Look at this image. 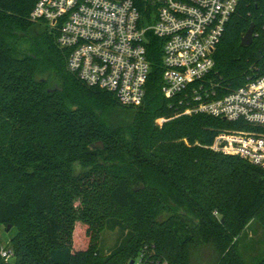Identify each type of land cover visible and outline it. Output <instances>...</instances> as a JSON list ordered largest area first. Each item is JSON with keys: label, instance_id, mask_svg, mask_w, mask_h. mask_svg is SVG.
<instances>
[{"label": "trees", "instance_id": "trees-1", "mask_svg": "<svg viewBox=\"0 0 264 264\" xmlns=\"http://www.w3.org/2000/svg\"><path fill=\"white\" fill-rule=\"evenodd\" d=\"M37 1L0 0V225L18 229L15 264H129L145 245L170 264H248L238 242L253 220L264 227V168L209 148L237 123L164 96L163 41L151 31L140 105L86 85L57 30L30 19ZM139 7L143 25L155 8ZM217 46L204 78L217 96L264 75V0H241ZM72 195L87 205L85 241L73 239ZM116 228L105 254L100 233Z\"/></svg>", "mask_w": 264, "mask_h": 264}, {"label": "built area", "instance_id": "built-area-1", "mask_svg": "<svg viewBox=\"0 0 264 264\" xmlns=\"http://www.w3.org/2000/svg\"><path fill=\"white\" fill-rule=\"evenodd\" d=\"M155 7L153 23L141 24L140 2ZM241 0H38L30 19L57 30V42L70 52L67 68L88 86L112 92L138 106L150 72L148 31L162 39L161 90L179 98L187 114H207L236 122L222 130L210 149L239 156L264 168V75L217 96L204 78L214 68V51ZM8 259L12 249L2 251ZM133 264H170L145 245Z\"/></svg>", "mask_w": 264, "mask_h": 264}, {"label": "rangeland", "instance_id": "rangeland-1", "mask_svg": "<svg viewBox=\"0 0 264 264\" xmlns=\"http://www.w3.org/2000/svg\"><path fill=\"white\" fill-rule=\"evenodd\" d=\"M155 8V7H154ZM155 15V14H154ZM153 15V17H154ZM153 17H149L145 23L144 27L149 26L153 23ZM214 51V53L217 50ZM30 42L29 39L23 40L20 44V51L22 53H28L30 51ZM214 57V56H213ZM50 87L58 85L57 81H51ZM159 122H162L160 119ZM242 126L240 124H236L234 126H228L222 130H237L241 129ZM221 130V131H222ZM69 209L70 213H72L71 219L74 218L73 222V239L79 238L80 240H86L87 235H85V231L87 229L86 222L82 219V214H86L85 210L87 205L84 204L83 198L80 195H72L69 199ZM100 212L99 214H101ZM219 216V215H218ZM18 233L17 227H12L8 230L6 225H0V252L2 254L3 250L14 248V238ZM123 232L116 228L114 230L104 229L101 231L99 240H100V248L103 249L105 254L110 253V251L118 244L120 239L122 238ZM238 246L247 260L248 264H255L259 260L264 257V227L253 220L244 230V232L239 237ZM16 256L12 255L8 259H5L6 264H15Z\"/></svg>", "mask_w": 264, "mask_h": 264}, {"label": "water", "instance_id": "water-1", "mask_svg": "<svg viewBox=\"0 0 264 264\" xmlns=\"http://www.w3.org/2000/svg\"><path fill=\"white\" fill-rule=\"evenodd\" d=\"M254 32H255V23H252L247 30V32L244 34V36L241 39V45L242 46H250L253 43L254 40ZM102 144V143H101ZM103 146V145H102ZM11 224L8 226V230L11 228ZM134 261L131 260L129 264H133Z\"/></svg>", "mask_w": 264, "mask_h": 264}]
</instances>
